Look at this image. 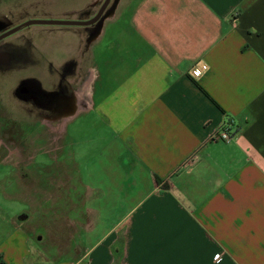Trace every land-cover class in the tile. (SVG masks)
Wrapping results in <instances>:
<instances>
[{"label": "crops", "instance_id": "1", "mask_svg": "<svg viewBox=\"0 0 264 264\" xmlns=\"http://www.w3.org/2000/svg\"><path fill=\"white\" fill-rule=\"evenodd\" d=\"M108 6L84 29L88 100L65 122L70 178L118 221L40 260L0 189V264H264V0ZM225 118L237 133L210 141Z\"/></svg>", "mask_w": 264, "mask_h": 264}, {"label": "rangeland", "instance_id": "2", "mask_svg": "<svg viewBox=\"0 0 264 264\" xmlns=\"http://www.w3.org/2000/svg\"><path fill=\"white\" fill-rule=\"evenodd\" d=\"M90 2L0 0V34L27 20H89L103 0ZM89 27L31 25L0 40V189L14 198L10 202L18 217L28 216L22 226L30 233L32 256L40 260L69 255L70 246L88 247L120 215L117 206L91 204L96 194L69 173L71 126L66 122L75 101L80 110L88 100L74 94L87 71L84 29ZM77 44L80 55L74 54ZM86 231L88 237L92 232L89 240Z\"/></svg>", "mask_w": 264, "mask_h": 264}, {"label": "water", "instance_id": "3", "mask_svg": "<svg viewBox=\"0 0 264 264\" xmlns=\"http://www.w3.org/2000/svg\"><path fill=\"white\" fill-rule=\"evenodd\" d=\"M110 1L111 0H103L96 14L89 20H69V19H66V20H29L1 34L0 40L18 31L22 27H26L30 25H72V26H83V27L93 26L100 21Z\"/></svg>", "mask_w": 264, "mask_h": 264}, {"label": "built area", "instance_id": "4", "mask_svg": "<svg viewBox=\"0 0 264 264\" xmlns=\"http://www.w3.org/2000/svg\"><path fill=\"white\" fill-rule=\"evenodd\" d=\"M203 69H205L204 66H203ZM200 74H201L200 69H194L192 71V75L194 77H197ZM237 130L238 129H237L235 123L233 122V120L229 119V118H225V120L222 122V124L220 125L218 130L210 136V141H213V142H229L233 139V137L237 133Z\"/></svg>", "mask_w": 264, "mask_h": 264}, {"label": "flooded vegetation", "instance_id": "5", "mask_svg": "<svg viewBox=\"0 0 264 264\" xmlns=\"http://www.w3.org/2000/svg\"><path fill=\"white\" fill-rule=\"evenodd\" d=\"M101 6V5H100ZM106 10H107V8H106ZM106 10L104 11V13L106 12ZM104 13H103V15H104ZM102 15V16H103ZM27 21H29V20H27ZM26 22V21H25ZM24 23V22H23ZM23 23H21V24H23ZM21 24H19V25H21ZM19 25H17V26H19ZM17 26H15V27H17ZM31 26V25H30ZM15 27H13V28H15ZM27 27V26H26ZM23 28V27H22ZM21 28V29H22ZM12 29V28H11ZM10 30V29H9ZM20 30V29H19ZM18 30V31H19ZM17 32V31H16ZM4 33V32H3ZM2 33V34H3ZM15 33V32H14ZM13 34V33H12ZM11 34V35H12ZM1 35V34H0ZM8 37V36H7ZM6 38V37H5ZM4 39V38H3ZM2 40V39H1ZM87 71H86V73H84V76L82 77V79H81V81H80V87L79 88H81V84H85L86 82H88L89 81V75L90 74H88V69H86ZM72 92H74V90L72 91ZM54 108H58L56 105H55V107ZM58 113V111L57 112H55V114H57ZM71 113V112H70ZM59 114H60V116H61V111L59 110V113L57 114V117L54 119V121H56V120H59L60 118H59Z\"/></svg>", "mask_w": 264, "mask_h": 264}, {"label": "bare ground", "instance_id": "6", "mask_svg": "<svg viewBox=\"0 0 264 264\" xmlns=\"http://www.w3.org/2000/svg\"><path fill=\"white\" fill-rule=\"evenodd\" d=\"M88 88H89V81L86 82L85 84H82L81 86V94H82V97L81 99H83L84 97L86 98L88 95L87 91H88Z\"/></svg>", "mask_w": 264, "mask_h": 264}]
</instances>
